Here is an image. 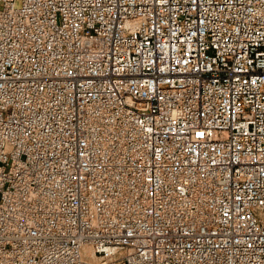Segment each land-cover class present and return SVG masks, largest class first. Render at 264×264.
<instances>
[{
  "label": "built area",
  "instance_id": "2783aa9c",
  "mask_svg": "<svg viewBox=\"0 0 264 264\" xmlns=\"http://www.w3.org/2000/svg\"><path fill=\"white\" fill-rule=\"evenodd\" d=\"M0 264H264V0H0Z\"/></svg>",
  "mask_w": 264,
  "mask_h": 264
}]
</instances>
